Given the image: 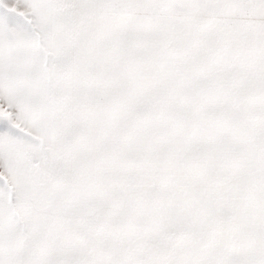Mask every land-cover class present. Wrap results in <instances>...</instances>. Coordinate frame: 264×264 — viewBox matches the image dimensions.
Masks as SVG:
<instances>
[{
  "label": "snow or ice",
  "instance_id": "1",
  "mask_svg": "<svg viewBox=\"0 0 264 264\" xmlns=\"http://www.w3.org/2000/svg\"><path fill=\"white\" fill-rule=\"evenodd\" d=\"M0 264H264V0H0Z\"/></svg>",
  "mask_w": 264,
  "mask_h": 264
}]
</instances>
